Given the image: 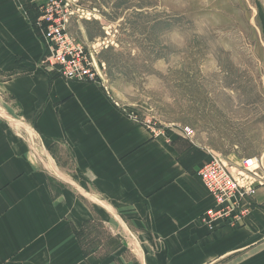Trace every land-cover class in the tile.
<instances>
[{
    "label": "crops",
    "instance_id": "obj_1",
    "mask_svg": "<svg viewBox=\"0 0 264 264\" xmlns=\"http://www.w3.org/2000/svg\"><path fill=\"white\" fill-rule=\"evenodd\" d=\"M43 1L0 0V264H264V185L243 225L209 231V155L48 68Z\"/></svg>",
    "mask_w": 264,
    "mask_h": 264
},
{
    "label": "rangeland",
    "instance_id": "obj_2",
    "mask_svg": "<svg viewBox=\"0 0 264 264\" xmlns=\"http://www.w3.org/2000/svg\"><path fill=\"white\" fill-rule=\"evenodd\" d=\"M69 1L68 31L88 54L91 81L130 114L232 162L264 153L259 2Z\"/></svg>",
    "mask_w": 264,
    "mask_h": 264
},
{
    "label": "built area",
    "instance_id": "obj_3",
    "mask_svg": "<svg viewBox=\"0 0 264 264\" xmlns=\"http://www.w3.org/2000/svg\"><path fill=\"white\" fill-rule=\"evenodd\" d=\"M38 9L37 27L46 42L44 62L48 68L58 71L68 80H92L88 54L68 31L69 21L75 14L71 2L44 0ZM144 123L156 136L165 132ZM193 132V129H186L188 135ZM208 155L198 175L216 203L200 216L199 222L209 231H215L224 224L243 225L251 211L246 199L255 193L258 186L264 185V159L261 156L244 158L235 171L236 167L223 154L211 151Z\"/></svg>",
    "mask_w": 264,
    "mask_h": 264
},
{
    "label": "trees",
    "instance_id": "obj_4",
    "mask_svg": "<svg viewBox=\"0 0 264 264\" xmlns=\"http://www.w3.org/2000/svg\"><path fill=\"white\" fill-rule=\"evenodd\" d=\"M38 8H39V6H37V9L32 7V9L29 11V14L32 16L36 31H38V27H37V21H38L37 19L39 16V9Z\"/></svg>",
    "mask_w": 264,
    "mask_h": 264
}]
</instances>
